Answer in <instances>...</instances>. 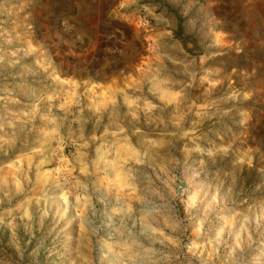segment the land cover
Wrapping results in <instances>:
<instances>
[{
  "label": "rangeland",
  "instance_id": "obj_1",
  "mask_svg": "<svg viewBox=\"0 0 264 264\" xmlns=\"http://www.w3.org/2000/svg\"><path fill=\"white\" fill-rule=\"evenodd\" d=\"M125 3L0 0V264H264V0Z\"/></svg>",
  "mask_w": 264,
  "mask_h": 264
},
{
  "label": "crops",
  "instance_id": "obj_2",
  "mask_svg": "<svg viewBox=\"0 0 264 264\" xmlns=\"http://www.w3.org/2000/svg\"><path fill=\"white\" fill-rule=\"evenodd\" d=\"M127 6H130V0H126V3H125ZM125 11H126V9H125Z\"/></svg>",
  "mask_w": 264,
  "mask_h": 264
},
{
  "label": "water",
  "instance_id": "obj_3",
  "mask_svg": "<svg viewBox=\"0 0 264 264\" xmlns=\"http://www.w3.org/2000/svg\"><path fill=\"white\" fill-rule=\"evenodd\" d=\"M191 43H187V48L190 49Z\"/></svg>",
  "mask_w": 264,
  "mask_h": 264
}]
</instances>
